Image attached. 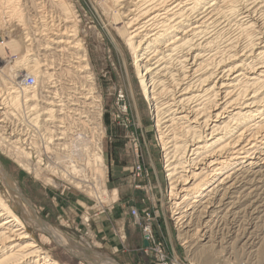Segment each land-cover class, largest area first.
Returning a JSON list of instances; mask_svg holds the SVG:
<instances>
[{
    "label": "bare ground",
    "instance_id": "obj_1",
    "mask_svg": "<svg viewBox=\"0 0 264 264\" xmlns=\"http://www.w3.org/2000/svg\"><path fill=\"white\" fill-rule=\"evenodd\" d=\"M48 1L49 11L42 0H0V56L6 45L18 56L0 70V149L47 184L59 177L103 202L101 103L92 65L71 1ZM101 2L119 19L155 118L173 212L188 228L180 236L202 253L235 248L251 231L232 226L224 240L219 226L213 231L214 219L264 214V0ZM26 77L32 85L22 82ZM0 176L8 188V197L0 189V264H68L29 227L90 264H115L86 256L43 222L1 160Z\"/></svg>",
    "mask_w": 264,
    "mask_h": 264
},
{
    "label": "rangeland",
    "instance_id": "obj_2",
    "mask_svg": "<svg viewBox=\"0 0 264 264\" xmlns=\"http://www.w3.org/2000/svg\"><path fill=\"white\" fill-rule=\"evenodd\" d=\"M42 1L44 8L50 10L49 1ZM70 1L77 15V37L87 51L98 90V103H101L98 137L105 165V200L99 202L59 177H53L54 182L47 184L19 168L0 149L4 168L21 188L37 216L77 242L84 248L86 256L96 260L104 259L115 264H264L262 213L252 219L240 214L214 219L213 231L219 226L224 240L229 239L227 228L232 230L234 226L240 230L246 228V231L248 228L251 234L242 240L248 242L245 247L241 248L240 242L229 250L217 246L213 252L202 253L184 243L180 234L188 228L182 227L186 222L178 221L173 212L155 118L148 111L149 103L139 87L132 51L117 30L119 19L107 14L101 0ZM1 54L0 70L5 65L13 67L17 64L18 56L10 51L9 46H3ZM4 78L8 79L7 76ZM91 126L94 125L89 124ZM137 164L141 166L140 174L135 171ZM0 189L8 197L2 176ZM10 204L21 212L15 201L10 199ZM147 228L152 235L149 242L145 240ZM28 229L59 261L90 264L57 243L46 231ZM202 243L204 241L198 245Z\"/></svg>",
    "mask_w": 264,
    "mask_h": 264
},
{
    "label": "built area",
    "instance_id": "obj_3",
    "mask_svg": "<svg viewBox=\"0 0 264 264\" xmlns=\"http://www.w3.org/2000/svg\"><path fill=\"white\" fill-rule=\"evenodd\" d=\"M24 81V83H26V84H31L32 82H33V79L32 78H24L23 80H22V82ZM32 85V84H31ZM102 140V139H101ZM134 145L136 146V143H134ZM136 170L135 171H137L138 172V174H140V172H141V166L139 165V164H137L136 165V168H135ZM133 212V214H134V216H135V214H136V212H135V210H133L132 211ZM146 233H145V240L146 241H150L151 239H152V235H151V231L150 232H148L149 231V229L147 228L146 229Z\"/></svg>",
    "mask_w": 264,
    "mask_h": 264
},
{
    "label": "crops",
    "instance_id": "obj_4",
    "mask_svg": "<svg viewBox=\"0 0 264 264\" xmlns=\"http://www.w3.org/2000/svg\"><path fill=\"white\" fill-rule=\"evenodd\" d=\"M122 175V174H121ZM120 174L118 175V176H121ZM121 179V178H120ZM142 242V245H143V241H141Z\"/></svg>",
    "mask_w": 264,
    "mask_h": 264
},
{
    "label": "water",
    "instance_id": "obj_5",
    "mask_svg": "<svg viewBox=\"0 0 264 264\" xmlns=\"http://www.w3.org/2000/svg\"><path fill=\"white\" fill-rule=\"evenodd\" d=\"M144 245H147V242L146 241H144Z\"/></svg>",
    "mask_w": 264,
    "mask_h": 264
}]
</instances>
